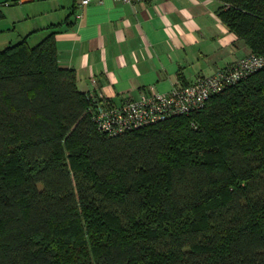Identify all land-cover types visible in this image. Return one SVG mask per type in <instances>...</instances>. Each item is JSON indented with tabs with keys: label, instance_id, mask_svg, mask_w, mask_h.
<instances>
[{
	"label": "trees",
	"instance_id": "trees-1",
	"mask_svg": "<svg viewBox=\"0 0 264 264\" xmlns=\"http://www.w3.org/2000/svg\"><path fill=\"white\" fill-rule=\"evenodd\" d=\"M218 1L264 56V0ZM57 31L0 51V264H264V68L107 137Z\"/></svg>",
	"mask_w": 264,
	"mask_h": 264
},
{
	"label": "crops",
	"instance_id": "crops-1",
	"mask_svg": "<svg viewBox=\"0 0 264 264\" xmlns=\"http://www.w3.org/2000/svg\"><path fill=\"white\" fill-rule=\"evenodd\" d=\"M220 5L218 0H92L87 6L79 0H0V51L24 39L35 46L57 29L59 64L76 71L80 90L121 103L152 89L185 86L248 55L246 42L220 18Z\"/></svg>",
	"mask_w": 264,
	"mask_h": 264
},
{
	"label": "built area",
	"instance_id": "built-area-1",
	"mask_svg": "<svg viewBox=\"0 0 264 264\" xmlns=\"http://www.w3.org/2000/svg\"><path fill=\"white\" fill-rule=\"evenodd\" d=\"M79 1L80 5L87 6L92 0ZM123 1L133 3L139 0ZM6 4L9 5V2ZM262 68L264 56L251 52L213 74L199 76L195 81L173 87L169 92L152 89L142 93L139 98L129 97L121 103L91 93L89 113L100 132L114 137L167 119L197 113L214 95Z\"/></svg>",
	"mask_w": 264,
	"mask_h": 264
}]
</instances>
